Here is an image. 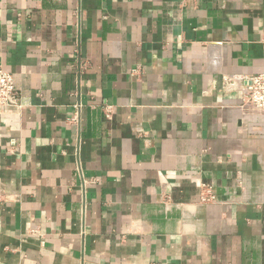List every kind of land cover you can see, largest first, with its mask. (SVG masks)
<instances>
[{"label": "crops", "instance_id": "obj_1", "mask_svg": "<svg viewBox=\"0 0 264 264\" xmlns=\"http://www.w3.org/2000/svg\"><path fill=\"white\" fill-rule=\"evenodd\" d=\"M263 35L264 0H0V264H264Z\"/></svg>", "mask_w": 264, "mask_h": 264}, {"label": "built area", "instance_id": "obj_2", "mask_svg": "<svg viewBox=\"0 0 264 264\" xmlns=\"http://www.w3.org/2000/svg\"><path fill=\"white\" fill-rule=\"evenodd\" d=\"M261 44L264 48V35L261 39ZM81 66H79L80 68ZM228 82H231L228 79ZM232 83V82H231ZM243 101L239 106V112L243 118L254 119L264 118V73L252 75L245 81L243 86ZM19 108L18 92L14 84V79L11 74L5 72L0 67V112L9 111L11 109ZM77 110L80 109V104L75 105ZM113 111V107L105 105L103 107L104 116L109 119ZM77 118L72 120L77 122ZM14 144V141L11 142ZM76 173L80 179V193L83 198V212L85 211V200L87 194V186L91 183L87 181L78 165ZM205 193H202L200 201L203 203L214 202L215 197L210 188L203 187Z\"/></svg>", "mask_w": 264, "mask_h": 264}]
</instances>
